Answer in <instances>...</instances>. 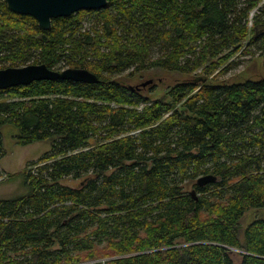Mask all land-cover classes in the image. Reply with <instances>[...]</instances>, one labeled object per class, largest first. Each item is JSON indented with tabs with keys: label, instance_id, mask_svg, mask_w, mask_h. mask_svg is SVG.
Listing matches in <instances>:
<instances>
[{
	"label": "trees",
	"instance_id": "1",
	"mask_svg": "<svg viewBox=\"0 0 264 264\" xmlns=\"http://www.w3.org/2000/svg\"><path fill=\"white\" fill-rule=\"evenodd\" d=\"M263 23L264 0H108L42 30L0 0V68L99 78L0 90V159L3 125L20 145L50 141L27 192L0 199V264H264V215L240 225L264 209V78L192 81L264 56ZM152 68L189 78L155 100L116 80Z\"/></svg>",
	"mask_w": 264,
	"mask_h": 264
},
{
	"label": "rangeland",
	"instance_id": "2",
	"mask_svg": "<svg viewBox=\"0 0 264 264\" xmlns=\"http://www.w3.org/2000/svg\"><path fill=\"white\" fill-rule=\"evenodd\" d=\"M252 12H254V10ZM251 15L249 18V26L252 22ZM259 27L264 29V23ZM251 37L252 35L250 32L244 42L247 43ZM244 42H242V45H244ZM229 61L234 62L232 67L220 73L217 80H213L211 79V76H208L206 84H229L243 82L245 80L255 81L264 78V56H258L257 54L253 56L241 55L240 51H238L230 57ZM226 65L227 64L220 69H223ZM188 78V75L186 76L175 71H167L162 68H152L136 72L132 75L126 73L117 76L116 80L124 85L138 86L141 82L151 79L152 83L141 89L140 93L149 100H155L163 97L167 90L175 83ZM166 100L168 99L166 98ZM1 132L5 153L0 159V199H6L17 197L27 192L23 173L27 169L28 163L36 161L50 149V141L43 140L27 145H20L16 141V129L10 124L3 125ZM64 183L74 185V182L71 180L64 181ZM194 183L187 184L185 190L191 191ZM197 194L200 195L199 193ZM263 215L264 209H250L244 213L240 220V225L244 228L251 221ZM238 251L239 250L233 249V254L237 263L239 260L237 256ZM104 259V256L97 258L99 261H104ZM91 262L92 260L83 259L74 264H90Z\"/></svg>",
	"mask_w": 264,
	"mask_h": 264
},
{
	"label": "water",
	"instance_id": "3",
	"mask_svg": "<svg viewBox=\"0 0 264 264\" xmlns=\"http://www.w3.org/2000/svg\"><path fill=\"white\" fill-rule=\"evenodd\" d=\"M10 11L33 17L42 30L51 27L52 19L68 17L80 10H100L107 6L108 0H5ZM42 80H71L84 83H98V76L85 68L66 67L61 70L49 68L46 64H27L24 66H10L0 68V90H6L16 86H27L35 81ZM205 75L193 77V82H206ZM148 79L138 86L127 85L131 91H139L151 84ZM217 177L206 174L196 179L197 186H205L213 183ZM196 198L195 190L190 191Z\"/></svg>",
	"mask_w": 264,
	"mask_h": 264
}]
</instances>
